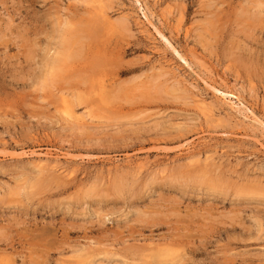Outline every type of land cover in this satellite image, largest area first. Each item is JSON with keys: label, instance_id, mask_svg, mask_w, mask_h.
<instances>
[{"label": "rangeland", "instance_id": "374dc122", "mask_svg": "<svg viewBox=\"0 0 264 264\" xmlns=\"http://www.w3.org/2000/svg\"><path fill=\"white\" fill-rule=\"evenodd\" d=\"M90 263L264 264V0H0V264Z\"/></svg>", "mask_w": 264, "mask_h": 264}, {"label": "bare ground", "instance_id": "6f19581e", "mask_svg": "<svg viewBox=\"0 0 264 264\" xmlns=\"http://www.w3.org/2000/svg\"><path fill=\"white\" fill-rule=\"evenodd\" d=\"M102 13H103V12H102ZM103 14H104V13H103ZM35 34H36V33H35ZM79 39H80V38H79ZM31 49H32V48H31ZM31 49H30V50H31ZM30 52H31V51H30ZM31 53H32V52H31ZM32 54H33V53H32ZM29 56H30V55H29ZM100 89H101V88H100ZM101 92H102V91H101ZM103 97H104V96H103ZM102 100H104V98H103ZM73 116H74V115H73ZM201 169H202V168H201ZM202 176H203V175H202ZM202 176H201V177H202ZM204 176H205V175H204ZM211 176H212V175H211ZM212 177H213V176H212ZM187 179H188V178H187ZM202 179H203V178H202ZM200 180H201V179H200ZM205 180H206V179H205ZM120 181H121V180H120ZM236 182H237V181H236ZM214 183H215V182H214ZM216 183H217V182H216ZM217 185H218V184H217ZM220 185H221V184H220ZM222 185H223V184H222ZM222 185H221V186H222ZM119 186H120V185H119ZM120 187H121V186H120ZM120 187H119L118 190L121 189ZM112 188H113V186H112ZM124 188H125V187H124ZM110 191H111V190H110ZM224 194H225V193H224ZM134 195H135V194H134ZM154 215H155V213H154ZM226 220H227V219H226ZM41 240H42V239H41ZM41 240H40V241H41ZM160 248H161V247H160ZM167 249H168V247H167ZM169 249H170V248H169ZM169 249H168V252H169L168 254L173 253V252H170ZM158 250L160 251L159 248H158ZM165 250H166V248L164 249V251H165ZM156 251H157V250H156ZM159 251H158V252H159ZM171 251H172V250H171ZM150 253H151V251H150ZM150 253H148V255H149ZM166 253H167V250H166ZM162 254H163V253H162ZM168 254H167V256H168ZM175 254H176V253H175ZM92 255H93V254H92ZM148 255H147V256H148ZM150 255H151V254H150ZM152 255H154V254L152 253ZM157 255H158V253H157ZM157 255H156V256H157ZM173 255H174V254H173ZM173 255H172V256H173ZM88 256H89V255H88ZM90 256H91V253H90ZM147 256H146V257H147ZM163 256L165 257V255H163ZM172 256H170V257H172ZM176 256H178V255L176 254ZM43 257H44V256H43ZM170 257H168V258H170ZM173 257H174V256H173ZM173 257H172V258H173ZM92 258H93V257H92ZM94 258H95V257H94ZM148 258H149V257H148ZM160 258H162V256H160ZM166 258H167V257H166ZM168 258H167L166 260H168ZM175 258H176V257H174V259H175ZM177 258L180 259V257H177ZM85 259H86V258H85ZM130 259H131V258H130ZM162 259H164V258H162ZM179 259H177V260H179ZM90 260H91V259H90ZM172 260H173V259H172ZM177 260H176V261H177ZM94 261H95V260H94ZM94 261H93V262H94ZM85 263H86V262H85ZM148 263H150V262H148ZM169 263H170V262H169ZM90 264H91V263H90ZM171 264H172V263H171Z\"/></svg>", "mask_w": 264, "mask_h": 264}]
</instances>
